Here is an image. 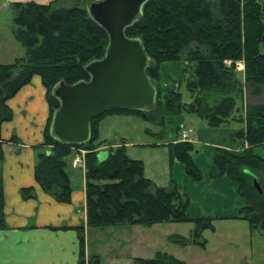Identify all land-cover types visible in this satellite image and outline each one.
Segmentation results:
<instances>
[{"label": "trees", "instance_id": "16d2710c", "mask_svg": "<svg viewBox=\"0 0 264 264\" xmlns=\"http://www.w3.org/2000/svg\"><path fill=\"white\" fill-rule=\"evenodd\" d=\"M101 0H53L47 4L15 2L13 36L26 56L12 64L0 65V128L10 122L13 113L7 102L34 76H39L46 90L49 116L44 129V141L37 155L34 177L44 193L58 203L70 202L72 187L68 173L69 158L79 150L85 154V211L88 230L124 226L151 227L156 224L193 223L190 238L172 236L179 247L199 242L205 230H214L211 217L189 219L188 201L175 185L157 187L144 177L141 161L130 159L124 145L112 147L99 159L98 148L106 144L99 140L101 122L112 116H133L162 131L170 119L182 113H194L208 127L217 128L232 117L244 90L257 97L264 89V0H149L137 19L124 29V36L138 41L149 59L145 70L150 82L160 78L162 65L189 64L187 88L190 103L182 102L175 87H157L154 104L147 111L112 108L95 116L89 123L88 140L81 145L63 144L51 135L53 115L59 101L53 89L63 83L75 85L89 81L86 67L104 58L109 38L106 31L92 21L87 13L89 4ZM230 61V66L225 62ZM244 65L243 82L237 77L234 64ZM243 128L232 140L241 152L229 153L216 149L212 157L213 174L226 175L238 185L245 205L233 219L244 220L251 230L264 234V104L247 103ZM149 130H147L148 132ZM178 131V130H177ZM5 142L18 144L12 136L0 140V161ZM169 156L185 166L186 173L197 181L200 174L191 153L194 146L172 141L165 145ZM251 176L259 184L256 190ZM23 200L34 197L33 188L20 190ZM0 191V231L7 228ZM80 264H84V227L76 229ZM134 264H185L167 253L158 252L151 259L135 258ZM88 264H100L92 256Z\"/></svg>", "mask_w": 264, "mask_h": 264}, {"label": "rangeland", "instance_id": "374dc122", "mask_svg": "<svg viewBox=\"0 0 264 264\" xmlns=\"http://www.w3.org/2000/svg\"><path fill=\"white\" fill-rule=\"evenodd\" d=\"M51 1L34 2L47 4ZM15 2L17 1L0 0V65L12 64L16 59L26 56V49L18 45L13 36L11 5ZM236 72L242 83L244 65L243 70ZM190 73L189 64L167 63L160 68L159 80L150 83L155 92L159 86L162 88L173 86L182 95V102L190 103L192 97L187 88ZM247 103L264 104V89L257 97L250 96L249 89L244 90L241 100L239 98L236 103L237 110L232 115L235 120L230 118L217 128L208 127L196 114L185 112L171 118V124L165 127L161 135L159 134L161 129L139 117L112 116L103 120L99 140L107 143L98 148V151H107L126 143L127 146L124 145L126 155L132 160L143 163L146 179L157 187L166 188L170 185L177 187L183 199L188 201L186 215L189 219L211 217L214 220L212 222L214 230L203 231L199 239V242H205V247L195 244L179 247L171 243L170 237L175 235L190 238L194 229L191 222L139 226V235H142L138 238L141 257L151 259L156 253L161 252L185 264H264V234L251 230L244 220L233 219L245 205V200L240 197L235 182L226 175L218 177L213 174L212 165V157L216 149H225L229 153L241 152L240 146L232 140V137L243 128V124L238 119L243 117V107ZM181 128L193 130L191 144L194 146V151L191 153V158L200 174V179L197 181L192 180L186 173L182 163L170 158L165 146L172 141L179 142L177 134ZM254 151L264 155V150L260 147L255 148ZM109 229L108 232H103L106 237L102 238L105 240L102 248L107 251L111 244L114 252L127 249L128 247H118L114 241L119 232L112 229L118 228ZM96 231L98 230L92 229L91 233ZM108 233H114V237H109ZM94 239L90 237V248L94 246Z\"/></svg>", "mask_w": 264, "mask_h": 264}, {"label": "crops", "instance_id": "0c3cea01", "mask_svg": "<svg viewBox=\"0 0 264 264\" xmlns=\"http://www.w3.org/2000/svg\"><path fill=\"white\" fill-rule=\"evenodd\" d=\"M46 95L40 77L34 76L7 102L13 118L2 124L0 140L8 141L15 136L19 143L5 142L2 146L0 191L7 228L0 231V264H80L78 227H84V264H88L92 256L98 257L100 264H134L135 258L144 259L138 248V238L142 236L139 226L112 229L119 232L114 239L116 245L128 247L117 252L112 250L111 244L107 251L102 248L105 242L102 238L106 237L103 232H108L109 228L96 229V233L86 228L85 178L83 171L70 167L74 154L68 161L72 187L69 203H58L36 182L34 169L49 116ZM100 153L106 154V151ZM24 188H33L34 197L23 200L20 190ZM107 235L114 237V233ZM90 237L95 238L92 248Z\"/></svg>", "mask_w": 264, "mask_h": 264}, {"label": "water", "instance_id": "95a60500", "mask_svg": "<svg viewBox=\"0 0 264 264\" xmlns=\"http://www.w3.org/2000/svg\"><path fill=\"white\" fill-rule=\"evenodd\" d=\"M147 1L101 0L89 4L87 13L106 31L109 44L104 58L86 67L89 81L71 86L61 83L53 89L60 105L50 131L60 143H85L90 121L109 109L147 111L154 104L155 89L145 74L149 59L138 41L124 36V29L137 19ZM104 156L100 153L99 159ZM251 178L260 191L257 179Z\"/></svg>", "mask_w": 264, "mask_h": 264}, {"label": "built area", "instance_id": "2783aa9c", "mask_svg": "<svg viewBox=\"0 0 264 264\" xmlns=\"http://www.w3.org/2000/svg\"><path fill=\"white\" fill-rule=\"evenodd\" d=\"M225 64L227 66H230L231 62L227 61L225 62ZM235 70H243V64L241 62H236L234 64ZM193 134V130L192 129H185V128H181L177 134V139L179 142H188V143H192L191 140V136ZM85 154L86 152L84 150H79L76 151V153L74 154V158L71 161L70 167L72 169H78L81 171H85Z\"/></svg>", "mask_w": 264, "mask_h": 264}]
</instances>
